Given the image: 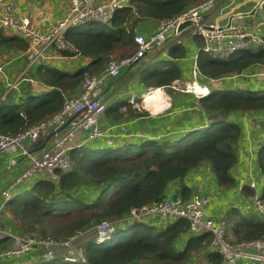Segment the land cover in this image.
<instances>
[{"label": "trees", "instance_id": "trees-1", "mask_svg": "<svg viewBox=\"0 0 264 264\" xmlns=\"http://www.w3.org/2000/svg\"><path fill=\"white\" fill-rule=\"evenodd\" d=\"M198 1L129 0L126 6L115 11L109 24L89 21L69 28L65 37L83 55L91 56V63L88 66L79 65L73 71L68 70L63 60L38 64L34 68L36 80L45 89L40 95H29L25 102L0 108V133L18 132L59 111L63 94L78 88L85 73L101 72L112 53L116 54V58L132 54L136 31L130 26L127 30L123 26L125 22L133 17L139 20L150 18L158 22ZM197 44L201 46L202 43L197 40ZM0 46L23 51L27 43L19 36L4 35L0 29ZM168 54L172 59L179 58L183 56V47L171 46ZM168 62H156L152 71L141 76V81L156 87L170 84L178 78L179 69L172 61L170 64ZM196 64L200 73L207 77L236 74L252 65H264V47H248L227 60L199 52ZM199 101L204 109L215 113L216 119L206 127L188 131L179 142L145 141L138 146L127 144L75 149L71 152L74 164L71 172L61 174L56 184L43 179L35 181L7 201L4 209L20 232L61 239L102 220H117L132 207L162 200L166 197L164 192L169 182L181 180L189 170L205 162L210 164L221 188L233 186L235 180L230 169L237 161L235 145L240 127L234 122H219L237 111L264 112V89L214 90ZM186 138L187 142L181 146ZM132 146L136 148L134 151ZM256 159L258 170L264 175V144L259 147ZM82 186L91 187L94 193L89 196L74 191ZM242 189L247 196L254 194L247 186ZM187 190L181 185L183 195ZM260 198L264 201V185ZM236 211L233 208L227 210L226 221ZM187 228L188 222L184 219L171 222L163 228L133 222L118 227L116 233L126 230V234L108 243L98 246L90 240L84 244L85 263L68 262L55 256L50 260L39 258L37 264H186L191 247L177 251L174 240ZM204 235L208 236L209 241L208 234L198 236L195 241ZM226 236L230 242L260 238L264 236V219L242 216L226 225ZM9 242L10 238L1 239L0 249Z\"/></svg>", "mask_w": 264, "mask_h": 264}, {"label": "built area", "instance_id": "built-area-1", "mask_svg": "<svg viewBox=\"0 0 264 264\" xmlns=\"http://www.w3.org/2000/svg\"><path fill=\"white\" fill-rule=\"evenodd\" d=\"M221 1L223 0H200L187 6L180 13L158 21L154 32L147 35L136 32L133 37L134 52L122 58L110 56L101 72L85 73L76 94H63L59 111L27 125L18 132L0 133V154H8V168L16 166L19 158L26 160L25 166L14 176L10 184L1 190L0 196L3 202L0 205V212L4 204L13 198L14 191L23 184L33 179L35 181L43 179L56 184L61 174L71 172L74 167L71 158L73 150L101 141L106 146H119L115 141L116 135L108 133L100 124L101 117L108 107L104 89L110 80L120 75L123 68L138 64L153 47L165 42H170L173 46L181 45L185 37H200L202 44L198 48L199 52L208 53L219 60H227L240 50L252 46H264L256 33L242 25L232 23L222 25L217 19L212 22L205 21L210 10ZM128 2L129 0H67V9L41 27L34 24L27 13L15 15L14 0H0V29H6L7 35L19 36L27 43L22 51L23 66L17 77L2 92L0 100H5L9 92L19 83L37 82L35 77L29 75L38 64H52L56 60H63L68 69L74 68L73 64L76 61L88 66L92 57L78 51L65 37L66 31L89 21L109 24L115 11L126 6ZM43 14L42 9L35 10L36 17H41ZM4 74V67L0 65V75ZM200 74L195 61L192 80L175 79L170 84L160 86V89L165 92L166 88H171L182 93H191L198 99L204 98L214 89L209 88L207 84L199 83ZM236 75L238 74L223 76ZM256 76L264 78V67L256 72ZM207 78L210 81L216 79ZM145 94L146 92L136 97L130 96L128 103L137 109L144 108L140 101H143ZM119 135L128 137L127 129L123 127ZM46 136L49 137L44 146L34 150L38 141ZM150 139L151 137L146 136L147 141ZM244 186L254 190V194L248 198L250 200L248 208H253L264 218V201L260 198V193L256 192L257 180L251 178ZM242 188L243 186L240 189ZM207 203L208 198L200 193H195L188 199L180 196L165 197L152 204L132 207L117 220H102L61 239L20 231L14 233L0 228V240L10 238L9 244L0 249V264L7 258L27 256L33 252L38 258L50 260L60 250L63 253L59 256L65 261L85 263L82 243L86 241L90 231L95 233L93 239L95 244L100 245L109 240L118 227L133 222L144 223L150 218H157L164 223L184 219L188 222V229L193 235L208 234L209 244L220 256L221 264H264V236L230 242L226 236L225 223L215 222L206 217Z\"/></svg>", "mask_w": 264, "mask_h": 264}, {"label": "crops", "instance_id": "crops-1", "mask_svg": "<svg viewBox=\"0 0 264 264\" xmlns=\"http://www.w3.org/2000/svg\"><path fill=\"white\" fill-rule=\"evenodd\" d=\"M29 1L31 2V7L28 9L25 4V12L29 16L36 17L35 10L37 8L42 9L44 12L43 16L46 18L44 23L53 20L67 9V0ZM18 3L20 5V0H18ZM16 7L17 2L15 1L13 12L15 15H20V10L17 12ZM237 14H240V16ZM214 19H217L219 24L222 25L229 23L242 25L249 31L256 33L264 44V0H223L210 10L206 15L205 21L212 22ZM32 21L34 24H41L40 21L36 22L33 19ZM156 25L157 21L155 19L139 20L136 17L123 24L126 29L130 26L136 32L144 35L154 32ZM1 30H3L4 35H7L6 29ZM197 40L202 43L200 37H185L181 44L183 56L174 59L168 54L169 49L173 46L170 42L157 45L148 52L142 62L123 68L118 78L112 79L107 83L104 91L108 107L101 117L100 124L108 133L116 135L115 141L119 146L127 144L138 146L147 141L146 136L151 137L150 141L175 144L188 131L206 127L209 122L216 119L215 113L204 109L201 106L200 99L193 94L182 93L171 88H166V90H169L165 91L168 100L165 103V107L158 112L152 113L151 108L147 107L137 109L127 102L130 96L136 97L152 88H160L141 81V76L152 71L156 62L172 61L179 69L177 78L179 81L192 80V70L196 61L195 55L199 52ZM260 46L264 47L263 45ZM133 50H135V45H133ZM114 55L116 54H110V56ZM23 63L24 56L22 51L19 49H5L0 46V65L5 70V74L0 75V95L5 91L8 84L17 77ZM73 65L75 67L68 70L73 71L79 65L81 67L84 66L80 61L74 62ZM262 67L264 66L252 65L242 72L236 73L238 74L236 76H221L214 79V81H210L207 76L201 73L198 76V81L200 84H207L209 88L214 90L242 89L259 91L264 89V78H258L256 72H259ZM35 73L36 69L32 70L29 76L36 78ZM44 89L45 87L39 81L32 84L19 83L16 88L9 92V96L5 100H0V108L1 103L17 105L25 102L29 95H40ZM78 91L79 87L67 94H76ZM125 99L126 101H123ZM140 103L142 104L141 101ZM228 116L232 122L240 127V134L235 145L237 161L230 169L231 175L235 180L234 185L228 188H221L214 178L210 164L205 162L189 170L181 180L169 182L164 192L166 197L180 196L183 199H188L195 193L205 195L208 198V206L205 208L206 217L213 219L215 222L223 221L225 229L226 225L228 226V224L239 220L242 216L249 217V215H253L252 217L264 219L253 208H248L250 195H245L243 189H240L251 178L257 180V193L261 192L264 185V175L258 170L256 159L257 148L264 142V112L237 111ZM123 127L127 129L128 137L119 135ZM89 147L109 148L110 146H106L101 141L91 143ZM25 164L26 160H20L19 158L16 166L8 168V154H0V192L10 184L14 176L20 172ZM181 185L188 189L185 195L181 192ZM74 191H77L80 195L87 193L89 196L94 193L93 189L88 186L77 187ZM13 195L15 197L16 193L14 192ZM2 202L3 198L0 196V205H2ZM232 208L237 211L233 212L226 221V212ZM144 224L163 228L169 223H164L157 218H150ZM0 228L14 233L20 231L4 207L0 212ZM196 238L198 236L193 235L187 228L174 240V246L177 251H182L188 246L191 247L186 264H221V258L209 244L208 236H202L198 239L200 241H195ZM38 260V255L33 252L27 256L7 258L2 264H32L33 262L37 263ZM134 264L142 263L136 262Z\"/></svg>", "mask_w": 264, "mask_h": 264}, {"label": "rangeland", "instance_id": "rangeland-1", "mask_svg": "<svg viewBox=\"0 0 264 264\" xmlns=\"http://www.w3.org/2000/svg\"><path fill=\"white\" fill-rule=\"evenodd\" d=\"M14 1H16L17 2V7H16V10H17V12H19V10H20V13H26L25 12V4H26V6L28 7V9L31 7V2L29 1V0H20V5H19V3H18V0H14ZM22 1H24V2H22ZM22 2V3H21ZM29 15V14H28ZM30 17H31V19H33V20H35L36 22H38V21H40L41 22V24H39V25H41V27H42V25H43V23H44V21H45V17L42 15L41 17H35V16H31L30 15ZM37 19V20H36ZM114 56H116V55H114ZM113 56V57H114ZM117 57V56H116ZM144 60V59H143ZM143 60H141L140 62H142ZM139 62V63H140ZM138 63V64H139ZM137 65V64H136ZM162 68H165V67H162ZM27 84V83H26ZM263 90V89H262ZM165 91H169V90H165ZM9 96V94L7 95V97ZM123 101H126V99L125 100H123ZM127 102H128V100H127ZM7 107V104L6 103H1V108H6ZM125 112V111H124ZM218 121H216L215 123H217ZM228 123H232V120L230 119V118H227V119H225V120H223V121H221V122H219V124H228ZM187 142V138H186V140H184V143L181 145V146H183L185 143ZM262 144H264V142L262 143ZM261 144V145H262ZM260 145V146H261ZM259 146V147H260ZM259 147L257 148V151H256V155H257V152H258V149H259ZM132 149H133V151L136 149L134 146H132ZM35 180L33 179V180H31V181H29V182H27L26 184H23L19 189H17V190H15L14 192L17 194L18 192H20V191H22V189L23 188H29L32 184H33V182H34ZM246 184V183H245ZM208 206V205H207ZM245 213H247V212H245ZM249 216H253V215H249ZM127 228V227H126ZM125 228V229H126ZM126 230H123V231H121L120 233L119 232H114L112 235H111V237H110V239L109 240H107L106 242H104L103 244H105V243H108L109 241H111L112 239H115V238H117L118 236H120V235H124V234H126ZM95 238V233L93 232V231H90L89 233H88V236H87V239H86V241L85 242H83L82 244H83V246H84V244H86L88 241H90V240H93ZM103 244H100V245H103ZM100 245H98V246H100ZM61 253H63V251H58V253L56 254V256H59ZM33 263H35V262H33ZM32 263V264H33ZM38 263V262H37ZM37 263H35V264H37Z\"/></svg>", "mask_w": 264, "mask_h": 264}, {"label": "bare ground", "instance_id": "bare-ground-1", "mask_svg": "<svg viewBox=\"0 0 264 264\" xmlns=\"http://www.w3.org/2000/svg\"><path fill=\"white\" fill-rule=\"evenodd\" d=\"M168 96L160 88H153L146 92L142 105L151 108L152 113L158 112L165 107Z\"/></svg>", "mask_w": 264, "mask_h": 264}, {"label": "water", "instance_id": "water-1", "mask_svg": "<svg viewBox=\"0 0 264 264\" xmlns=\"http://www.w3.org/2000/svg\"><path fill=\"white\" fill-rule=\"evenodd\" d=\"M48 137H49V136H46V137H44L43 139L41 138V139L38 141L37 146H36V148H35L34 150L41 149V148L44 146V144H45V142H46V140H47Z\"/></svg>", "mask_w": 264, "mask_h": 264}]
</instances>
